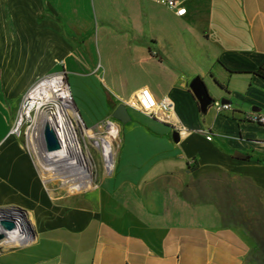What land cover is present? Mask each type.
<instances>
[{"label": "crops", "instance_id": "1", "mask_svg": "<svg viewBox=\"0 0 264 264\" xmlns=\"http://www.w3.org/2000/svg\"><path fill=\"white\" fill-rule=\"evenodd\" d=\"M183 6L176 17L158 0H0V209L32 224L0 264H248L249 231L224 221L207 187L228 175L264 193V126L246 120L264 114V0ZM61 68L69 87L75 75L94 89L95 116L79 103L88 128L146 89L174 103L187 132L174 142L170 125L127 109L113 173L83 194L49 195L9 131L21 95ZM194 78L230 111H202Z\"/></svg>", "mask_w": 264, "mask_h": 264}, {"label": "built area", "instance_id": "2", "mask_svg": "<svg viewBox=\"0 0 264 264\" xmlns=\"http://www.w3.org/2000/svg\"><path fill=\"white\" fill-rule=\"evenodd\" d=\"M184 2L185 0H158L160 6L173 12L176 17L186 15V9L183 6ZM152 56H155V53H152ZM42 93L51 94L55 100L47 101L46 104L38 106L39 103H42L44 97L36 100L37 97L35 96ZM118 101L126 110L131 109L140 112L150 119L170 125L180 137L187 132L185 127L173 119L174 103L167 97L156 100L148 90L142 89L131 98L127 100L118 99ZM212 107L217 112L230 111L231 109L230 105L222 104L221 102L212 103ZM62 110L63 112L71 111L74 113L73 133L76 137V149L81 161L93 168L92 176L98 171L97 168L99 166L105 177H109L114 170L115 153L120 140L119 122L109 117L92 128H86L75 110L65 72L61 71L45 75L29 87L21 98L9 135L22 141L23 148L34 165V160L30 155L32 138H39L42 148L45 149L43 132L41 133L37 128L41 117L45 116L42 111L47 113L46 116L55 118L56 113ZM246 120L250 123L264 126V114L252 112L246 116ZM88 132L92 134L93 142L82 138L86 137ZM207 140H210V138L207 137ZM61 150L60 145V149L53 153L61 152ZM82 152H87L88 154L86 161L83 159ZM74 156L73 149L65 152V157L70 162L74 160ZM76 162L80 163L79 159ZM8 212L9 210L0 209V235L3 236L0 239V253L5 250L19 248L30 239L27 232L15 224L11 230H6L2 226L1 222L3 221L12 222Z\"/></svg>", "mask_w": 264, "mask_h": 264}, {"label": "rangeland", "instance_id": "3", "mask_svg": "<svg viewBox=\"0 0 264 264\" xmlns=\"http://www.w3.org/2000/svg\"><path fill=\"white\" fill-rule=\"evenodd\" d=\"M97 12L94 11V15H97ZM95 23L98 24V21L96 20ZM61 69L57 71L65 72L63 68ZM7 70L8 73L11 72L10 68H7ZM25 78L26 75L19 72L18 74L13 75L11 79L14 85L17 87L21 86ZM68 82L71 87L70 91L74 101L75 110L78 113L81 121L83 122L84 120H82L83 118L82 112L80 110V104H83L85 107H87L89 113L95 116V112H97L96 109L94 111V109L89 106L88 92L94 90L93 88H91V84L79 81L77 79V76L75 75H70L68 77ZM24 93L21 95L20 99H18V106ZM16 112L14 113L12 118V125L15 120ZM83 124L86 128H88V125L85 123V121ZM97 169L98 171L94 176H92L91 185L86 186V191L92 190L94 184L98 179L106 178L101 167L98 166ZM209 179L210 180L208 182H210V187L207 188L215 190L213 198L217 200V203L221 207V210L224 214V221L236 226H244L249 232L252 231L257 234V237H259L261 240L264 239V193L256 190L248 182L241 179L232 178L228 175L211 176L209 177ZM45 184L48 189L51 190V195L58 193L62 195L67 194L68 197H71L86 192L77 191L74 193H68L65 187H63L59 182H47ZM254 252L255 251H252L251 254H254Z\"/></svg>", "mask_w": 264, "mask_h": 264}, {"label": "bare ground", "instance_id": "4", "mask_svg": "<svg viewBox=\"0 0 264 264\" xmlns=\"http://www.w3.org/2000/svg\"><path fill=\"white\" fill-rule=\"evenodd\" d=\"M35 97H37L36 100L44 97L42 103H39L38 106L46 104L47 101L55 100L51 94L46 93L36 95ZM42 114L45 116L41 117V120L37 125L38 130L42 133L45 127L51 129L58 139L62 150L61 152L49 154L42 148L39 138H32L30 155L34 160L38 176L44 183L59 182L65 187L68 193H74L77 191L85 192L86 186L91 185L93 168H90L86 163L84 164L81 161L80 155L76 149V137L73 133L74 113L71 111H58L55 118L46 116L47 113H45V111H42ZM82 138L93 142V136L90 132L86 133V137ZM72 149L74 150L75 156L74 160L70 162V160L65 157V152ZM84 153L85 152H82V156L86 161L88 154L87 152ZM77 159H79L80 163L76 162ZM45 187L49 195H51V190L48 189L46 184ZM8 213L15 225L24 229L28 234L32 231L30 228L32 224H29L28 220H25L20 212L11 210Z\"/></svg>", "mask_w": 264, "mask_h": 264}, {"label": "water", "instance_id": "5", "mask_svg": "<svg viewBox=\"0 0 264 264\" xmlns=\"http://www.w3.org/2000/svg\"><path fill=\"white\" fill-rule=\"evenodd\" d=\"M189 88L192 91L194 97L197 99L201 110H205L207 107L212 105L208 93L206 91V88L203 84V82L199 78H194L190 84ZM222 104H225V101H221ZM112 118L116 121H118L120 124H125L128 121H130V117L128 115V112L126 108L123 105H119L116 107L114 112L112 113ZM172 138L174 142L178 141V136L176 133H173ZM43 140L45 145V150L47 153L51 154L53 152H56L60 149V144L56 136L54 135V132L49 129L48 127H45L43 131ZM236 157H242V155L235 153ZM2 226L6 230H11L14 227V223L11 221H3L1 222ZM28 234V233H27ZM32 235V231L30 233ZM28 236L30 237L31 235ZM3 236L0 235V239H2Z\"/></svg>", "mask_w": 264, "mask_h": 264}, {"label": "trees", "instance_id": "6", "mask_svg": "<svg viewBox=\"0 0 264 264\" xmlns=\"http://www.w3.org/2000/svg\"><path fill=\"white\" fill-rule=\"evenodd\" d=\"M259 74L264 77V71H260ZM254 242V254L247 257L248 264H264V239L257 237L258 235L250 231L248 234ZM251 257V258H250Z\"/></svg>", "mask_w": 264, "mask_h": 264}]
</instances>
